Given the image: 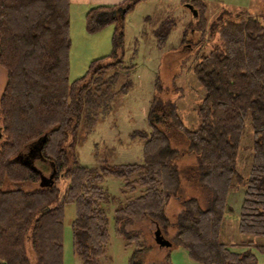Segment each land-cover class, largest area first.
<instances>
[{
  "label": "trees",
  "instance_id": "16d2710c",
  "mask_svg": "<svg viewBox=\"0 0 264 264\" xmlns=\"http://www.w3.org/2000/svg\"><path fill=\"white\" fill-rule=\"evenodd\" d=\"M139 1L123 0L87 10L88 32L116 22L111 51L114 61L100 64L105 56L96 59L86 75L70 82V0H0V66L6 74L0 94V264H30L26 244L35 255L34 264H63V216L68 203L75 208L70 223L74 253L81 264H99L109 239L103 206L107 196L101 185L108 176L124 183L121 192L125 201L113 213L119 235L125 224L140 221L154 223L163 235L162 227L168 224L165 207L170 198L181 196L182 175L206 191L208 198L204 208L196 197L182 200L183 208L173 224L177 229L173 243L185 247L192 259L203 264H257L252 250L264 253V244L220 240L227 196L235 180L243 192L238 232L264 237L263 15L229 12L211 24L219 45L192 67L203 89L193 128L182 121L175 101L161 96L159 86L147 114L149 131L142 133L141 163L94 168L76 160L78 126L83 121L93 123L97 107L108 109L113 95L111 77H103V73L122 64V21ZM187 1L195 8L199 3L206 11L203 1L182 0V4ZM198 9L200 23L205 18ZM170 27V22H165L155 31L158 47L163 46ZM246 133L251 139L250 166L242 176L236 164ZM170 136L182 138L184 149L174 148ZM33 150L51 168L44 182L37 170L17 159ZM183 150L196 161L180 172L176 160ZM61 179L67 180L62 191L57 186ZM24 183L37 186H17ZM133 243L138 248L128 264H141L137 256L144 247L139 234L126 236V245Z\"/></svg>",
  "mask_w": 264,
  "mask_h": 264
},
{
  "label": "rangeland",
  "instance_id": "374dc122",
  "mask_svg": "<svg viewBox=\"0 0 264 264\" xmlns=\"http://www.w3.org/2000/svg\"><path fill=\"white\" fill-rule=\"evenodd\" d=\"M76 1H71L69 10L70 48L67 76L70 82L86 75L90 71L91 63L96 59L105 56L99 61L100 64L114 61L111 51L116 22H107L98 30L88 32L85 14L92 6L88 7L89 3ZM201 1L206 11L199 3L194 2L197 4L196 8H199L198 12H201L200 17L205 18L200 23L182 4V0H141L124 14L122 64L119 67L110 66L103 73V77H111L109 83L113 95L108 100L107 110L97 107L95 112L97 118L93 123L83 121L78 126L74 148L79 164L98 168L103 164L141 163L144 140L142 133L149 131L147 114L151 99L157 94L159 86L163 98L175 101L178 114L187 127L193 128L197 124L195 109L201 100L203 89L197 82L192 67L200 56L219 45L218 35L210 31L211 24L220 15L226 18L229 12L247 11L264 16V0ZM121 2L123 0L119 3ZM107 4L113 3H107V0L98 3V5ZM120 9L121 7H118L117 10ZM165 22H170V31L163 46L158 47L155 31ZM193 24H195L194 30ZM5 82V70L0 66V94ZM101 96L104 98L103 95ZM97 99L100 102L99 96ZM170 143L180 151L186 146L182 138L173 139L170 136ZM250 145L251 139L246 133L241 142L236 164L237 172L242 176H245L249 170ZM36 151L21 153L17 159L37 170L43 176L42 182H44L50 177L51 168ZM195 161L193 154L183 150L176 160V165L182 172L186 166ZM66 183L67 180L64 179L57 182L60 191ZM101 185L107 196L103 206L108 216L109 239L106 253L99 259V264H128L133 252L138 248L137 243L126 245V236L131 233L139 234L141 247H144L143 252L137 256V261L141 264H203L192 259L185 247L173 243L177 230L173 224L183 208L182 200L190 196L196 197L200 207L204 208L208 198L206 191L202 192L200 187L190 184L181 175V196L176 195L170 198L165 207L168 224L166 228L162 227V236L170 242L169 246L164 245L166 243L160 245L155 241L157 227L149 221L129 222L121 228V235L117 234L113 213L114 209L125 201L124 194L121 192L124 183L118 178L108 176ZM7 186L16 185L8 184ZM17 186L29 189L37 185L24 183ZM242 194V186L235 180L234 188L227 196L220 240L227 244L248 241L264 244V237L246 236L237 230ZM74 216V205L65 204L63 264H81V259L72 249L70 223ZM159 226L162 225L159 224ZM252 251L256 255L257 264H264V253L257 249ZM26 255L30 264H34L35 255L27 244Z\"/></svg>",
  "mask_w": 264,
  "mask_h": 264
},
{
  "label": "water",
  "instance_id": "95a60500",
  "mask_svg": "<svg viewBox=\"0 0 264 264\" xmlns=\"http://www.w3.org/2000/svg\"><path fill=\"white\" fill-rule=\"evenodd\" d=\"M184 5H185V7H187V8L191 11L192 16H193L194 18H196V17H197V11H196V9H195L190 3H185ZM154 239H155V241L158 242L160 245H163L164 243H166V244H164V245H169V246H170V242H168L167 240H165V239L163 238V236H162V234H161V232H160V230H159L158 228H157V230L155 231Z\"/></svg>",
  "mask_w": 264,
  "mask_h": 264
},
{
  "label": "crops",
  "instance_id": "0c3cea01",
  "mask_svg": "<svg viewBox=\"0 0 264 264\" xmlns=\"http://www.w3.org/2000/svg\"><path fill=\"white\" fill-rule=\"evenodd\" d=\"M71 1L72 0H70V3H71ZM81 1H83V3H89L88 7H90V6L93 7V6L98 5V3L106 2V0H77L76 2H81ZM101 1H103V2H101ZM119 2H120V0H107V3H113L110 5H114V3H119ZM83 3H82V5H84ZM107 5H109V4H107Z\"/></svg>",
  "mask_w": 264,
  "mask_h": 264
}]
</instances>
